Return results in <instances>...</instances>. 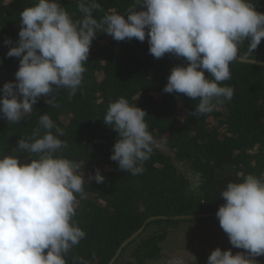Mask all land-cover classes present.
<instances>
[{"label":"clouds","instance_id":"1","mask_svg":"<svg viewBox=\"0 0 264 264\" xmlns=\"http://www.w3.org/2000/svg\"><path fill=\"white\" fill-rule=\"evenodd\" d=\"M77 6L79 19L60 0H34L20 11L18 40L6 53L19 57V66L15 81L0 87V115L6 121L23 120L41 96L56 106L53 94L58 88L67 89L69 99L75 95L90 45L100 32L116 41L144 42L147 36L149 52L157 59L166 53L184 57L188 63L171 69L163 91L198 99L193 116L231 100L234 89L222 85L231 79L230 64L246 40L248 52L254 53L264 38V12L252 0H132L126 18L112 11L99 19L93 15L101 8L98 0H77ZM4 43L12 41L6 38ZM146 115L121 96L109 102L103 117L118 133L110 159L134 176L143 173L144 161L157 146ZM38 125L15 149L28 153L30 162L0 155V264H67L65 256L86 236L74 220L77 194L84 196L87 182L84 163L57 154L67 144L59 138L63 129L48 114L39 117ZM88 179L101 183L105 178L96 169ZM220 195L224 203L216 211L219 225L230 244L245 251L233 254L230 248L216 247L206 264H258L254 257L264 255V175L230 181Z\"/></svg>","mask_w":264,"mask_h":264},{"label":"trees","instance_id":"2","mask_svg":"<svg viewBox=\"0 0 264 264\" xmlns=\"http://www.w3.org/2000/svg\"><path fill=\"white\" fill-rule=\"evenodd\" d=\"M33 2L0 0V87L15 81L19 57L6 53L18 40L20 11ZM252 2L257 11L264 12V0ZM60 3L73 19L81 18L77 0ZM98 3L101 8L93 15L99 19L112 11L123 14L132 0ZM6 38L11 39V45L4 43ZM247 43L240 46L239 58L264 62V38L254 53L248 52ZM239 58L230 64L231 79L222 82L234 89L231 100L217 104L210 113L193 116L198 99L163 91L171 69L188 63L184 57L166 53L157 59L149 52L147 36L144 42L135 38L116 41L100 32L90 45L86 71L75 95L69 99L67 89H56V106L48 105L41 96L32 113L18 123L0 115V155L12 154L20 163L30 162L28 153L15 152L17 141L30 138L39 126V117L46 113L64 131L59 138L67 147L57 154L84 163L82 172L87 182L84 196L77 194L74 220L86 236L65 256L67 264H79L77 258L107 264L119 245L146 219L162 216L148 222L113 263L146 264L161 255L168 235L179 229V224L219 222L216 211L224 203L220 192L228 182L247 174L264 175V63ZM205 76L212 78L206 70ZM121 96L146 112L145 121L157 145L144 161L143 173L135 176L110 159L118 133L103 123L109 102ZM180 108L185 112L183 118L178 116ZM178 166L198 176L194 187ZM96 169L105 178L101 183L88 179ZM191 214L207 216L177 218ZM211 246L210 252L214 249ZM217 247L231 249L228 245ZM205 248L201 246L189 264H206L210 252ZM254 259L264 264V255Z\"/></svg>","mask_w":264,"mask_h":264},{"label":"rangeland","instance_id":"3","mask_svg":"<svg viewBox=\"0 0 264 264\" xmlns=\"http://www.w3.org/2000/svg\"><path fill=\"white\" fill-rule=\"evenodd\" d=\"M178 116L180 118L185 116L183 109L178 110ZM178 169L188 178L191 187L197 184L198 176L183 166H178ZM178 227L179 229H174L175 231L168 235L161 255L146 264H189L203 245L206 246L205 251L208 253L210 252L208 246L211 244L214 248L218 245H228L231 249L233 247L219 222L181 223ZM232 250L234 254L239 252L234 247Z\"/></svg>","mask_w":264,"mask_h":264},{"label":"water","instance_id":"4","mask_svg":"<svg viewBox=\"0 0 264 264\" xmlns=\"http://www.w3.org/2000/svg\"><path fill=\"white\" fill-rule=\"evenodd\" d=\"M239 60L241 61H246V62H253V63H258V64H263L264 62L262 61H257V60H254V59H246V58H239ZM207 214H191V215H188V216H183V215H180V216H177V218L179 219H192V218H201V217H206ZM216 216V215H215ZM158 218H163L162 216H152L148 219H146L144 221V223L138 228V230H136L129 238H127L126 240H124L120 245L119 247L117 248V250L115 251L114 255L112 256V258L109 260V262L107 264H113L115 262V260L118 258L121 250L131 241L133 240L138 234H140L143 230V228L145 227V225L152 221V220H155V219H158Z\"/></svg>","mask_w":264,"mask_h":264}]
</instances>
